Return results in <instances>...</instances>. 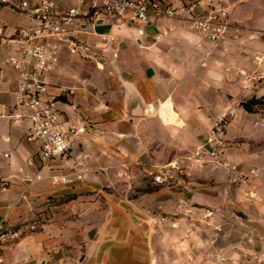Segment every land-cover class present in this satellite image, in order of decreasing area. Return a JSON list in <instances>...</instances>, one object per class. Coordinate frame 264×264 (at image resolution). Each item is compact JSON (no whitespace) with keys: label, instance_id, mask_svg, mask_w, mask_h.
Listing matches in <instances>:
<instances>
[{"label":"crops","instance_id":"0c3cea01","mask_svg":"<svg viewBox=\"0 0 264 264\" xmlns=\"http://www.w3.org/2000/svg\"><path fill=\"white\" fill-rule=\"evenodd\" d=\"M22 1L42 0L0 7V179L9 182L0 228L25 231L6 245V264H264V79L247 89L242 75L264 74V4L233 7L240 39L218 45L181 17L153 19L140 40L107 20L74 26L97 56L64 46L44 94L85 131L64 158L44 161L26 141L30 120L16 118L19 70L9 60L21 58L14 40L31 25L12 8ZM251 99L263 104L247 111ZM229 108L225 165L192 166L186 155ZM174 161L189 175L155 185L147 171ZM193 214L201 222L185 223Z\"/></svg>","mask_w":264,"mask_h":264},{"label":"built area","instance_id":"2783aa9c","mask_svg":"<svg viewBox=\"0 0 264 264\" xmlns=\"http://www.w3.org/2000/svg\"><path fill=\"white\" fill-rule=\"evenodd\" d=\"M248 0H77L71 7L62 8L55 0H42L37 6L22 1L13 6L31 20V25L21 27L14 40L20 45L19 57L9 63L19 70L16 93V118H28L30 128L26 141L40 145L44 161L62 159L70 150L75 138L84 133L80 120L70 122L57 109L55 100L44 94L45 78L55 72L60 63V53L67 46L72 56L96 58L92 48L75 37L73 27L80 23L110 21L135 29L138 40L145 36V29L153 19L181 17L191 23L192 30L204 40L218 45L228 39H240L239 28L231 20L232 8ZM9 0H0V7ZM161 38L158 37V40ZM103 40H108L103 36ZM245 88L254 89L264 79L262 73H243ZM236 109L229 108L212 123L204 141L186 155L196 168L225 165L222 153L227 147L226 129ZM231 172L237 171L231 166ZM255 172L235 180L246 182ZM147 174L162 186L180 183L189 172L178 161L155 164ZM37 179H41L37 176ZM57 181V180H56ZM9 182L0 179V189ZM25 231L7 224L0 228V264L5 262V247Z\"/></svg>","mask_w":264,"mask_h":264},{"label":"rangeland","instance_id":"374dc122","mask_svg":"<svg viewBox=\"0 0 264 264\" xmlns=\"http://www.w3.org/2000/svg\"><path fill=\"white\" fill-rule=\"evenodd\" d=\"M261 3V4H264V1L263 0H248L247 2H244V3H241L242 5H248V4H252V3ZM238 5H240V4H237V5H235L234 7H236V6H238ZM155 185H157V186H162V185H158V184H155ZM133 196H135V197H137V196H139V195H129V197H133ZM208 214V213H207ZM180 217V215H173L172 216V218L174 219V218H179ZM187 219H185V220H187V221H184L185 223H187L188 224V222H190V223H196V222H201L200 221V218L199 219H197L198 218V215H195V214H193V215H190V216H185ZM165 219L164 218H162L161 219V221H164Z\"/></svg>","mask_w":264,"mask_h":264},{"label":"trees","instance_id":"16d2710c","mask_svg":"<svg viewBox=\"0 0 264 264\" xmlns=\"http://www.w3.org/2000/svg\"><path fill=\"white\" fill-rule=\"evenodd\" d=\"M255 104H263V100H256V99H251L245 103H243V107L247 110V111H252V107L251 105H255ZM74 196H69V197H65L63 199H61V203L62 202H66V201H69L71 199H73Z\"/></svg>","mask_w":264,"mask_h":264},{"label":"bare ground","instance_id":"6f19581e","mask_svg":"<svg viewBox=\"0 0 264 264\" xmlns=\"http://www.w3.org/2000/svg\"><path fill=\"white\" fill-rule=\"evenodd\" d=\"M172 116H174V117H177V116H175L174 114H171Z\"/></svg>","mask_w":264,"mask_h":264},{"label":"water","instance_id":"95a60500","mask_svg":"<svg viewBox=\"0 0 264 264\" xmlns=\"http://www.w3.org/2000/svg\"><path fill=\"white\" fill-rule=\"evenodd\" d=\"M137 112L139 111V110H136Z\"/></svg>","mask_w":264,"mask_h":264}]
</instances>
